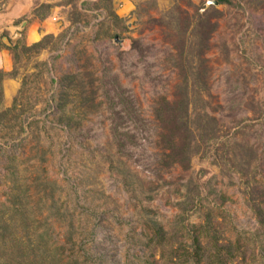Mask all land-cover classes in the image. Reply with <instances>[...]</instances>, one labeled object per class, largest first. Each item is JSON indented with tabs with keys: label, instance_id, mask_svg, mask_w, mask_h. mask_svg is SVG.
I'll use <instances>...</instances> for the list:
<instances>
[{
	"label": "rangeland",
	"instance_id": "1",
	"mask_svg": "<svg viewBox=\"0 0 264 264\" xmlns=\"http://www.w3.org/2000/svg\"><path fill=\"white\" fill-rule=\"evenodd\" d=\"M16 263L264 264V0H0Z\"/></svg>",
	"mask_w": 264,
	"mask_h": 264
},
{
	"label": "trees",
	"instance_id": "2",
	"mask_svg": "<svg viewBox=\"0 0 264 264\" xmlns=\"http://www.w3.org/2000/svg\"><path fill=\"white\" fill-rule=\"evenodd\" d=\"M222 1H225V0H222ZM195 254H197V253H195ZM218 262H221L222 263V261H221V259H219V261ZM17 264V263H16ZM220 264V263H219Z\"/></svg>",
	"mask_w": 264,
	"mask_h": 264
}]
</instances>
